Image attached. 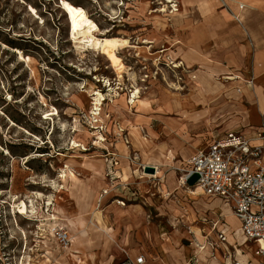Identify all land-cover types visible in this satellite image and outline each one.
Returning <instances> with one entry per match:
<instances>
[{"label": "rangeland", "instance_id": "1", "mask_svg": "<svg viewBox=\"0 0 264 264\" xmlns=\"http://www.w3.org/2000/svg\"><path fill=\"white\" fill-rule=\"evenodd\" d=\"M59 1L0 0V264H42L41 257L46 249L37 227L46 216L42 213V209L46 210L44 198L50 195L59 200L63 211L58 223L63 221L65 226L62 231L69 238L78 234L84 225H89L88 214L95 212V207L100 204L97 201L102 200L98 199L100 195L106 198L97 212L124 198L126 205L123 210L139 206L142 216L140 220L132 221L134 227L143 221L148 245L154 238H160V234L167 233L179 243L180 248L190 249L187 255L181 256L187 263L205 264V260L221 258L235 264V250L228 241L222 248L214 245L221 227L229 226L227 215L233 216L232 211L217 198L190 195L179 189L175 171L183 169L185 160L192 153L221 136V124L225 117L230 116L229 97L226 92L219 94V98L214 97L212 110L216 115L222 114V119L218 121L217 118L210 125L197 121L199 126L195 131L185 127L170 129L167 124L179 121L180 117L175 112L164 111L160 98L166 84L179 83L183 88L185 77L194 76L198 77V84L200 78H210L209 90L212 93L217 84L231 86L229 84L236 81L223 80L228 74H234L232 78L241 74L243 81L239 86L245 92V83L252 78L251 71L227 69L226 64L221 63L219 52L222 43L230 38L226 28L222 30L212 18L223 13L221 2L232 1V6L236 8L237 0H215L217 5L206 15H202L197 8V0L190 4L188 0H169L172 4H167L168 0H67L81 7L102 32H108L107 36L126 39L133 47L119 55L125 67L121 79L117 78L100 52L76 50L67 36V21L59 8ZM173 4L179 5L181 11L189 10L186 13L188 17L182 22L185 28L182 27L179 34L171 27L172 9L169 7ZM163 6L166 13H159ZM155 18L160 22L156 24ZM190 29L195 34L192 47L188 41L189 33H186ZM174 41L181 43L173 46ZM223 48L228 49L226 45ZM139 50H146L149 56H154L144 57ZM16 51L20 52L24 61L18 59ZM234 55L229 54L230 57ZM155 56H159L157 66L152 60ZM181 60L191 69L171 68L170 63ZM209 60L213 64H208ZM99 79L108 81L110 88H100ZM135 86L141 90L142 97L154 92V100L159 107L153 106L141 112L131 109L130 113L137 117L134 131L138 136H154L170 145L168 157L161 160L158 166L157 180L142 177L140 165L145 162L140 151L132 145L130 125L117 119L109 102L112 100L113 105L121 107L123 99L133 92ZM96 91H101L106 100L100 115V131L92 128L94 123L90 115ZM245 104V108L252 111L253 104ZM118 129L124 131L121 136L129 142L132 154L138 155L136 160L131 156L133 165L122 159L113 147L118 143ZM93 134L104 137L105 149L93 146L96 142ZM73 142L80 148L73 149ZM143 149L149 153L152 147L143 144ZM88 161L97 172L107 175L105 180L85 170L83 164ZM66 164L92 195L89 207L85 208L82 194L71 197L65 191V187L71 188L68 178L66 183L58 179ZM152 173L155 174V171ZM197 179L196 175L191 176L188 185H194ZM52 182L60 187L58 193ZM37 194L43 198L36 199ZM23 205L28 208L33 205L35 214L30 218L18 215ZM52 209H48L49 213ZM105 213L108 212H103L106 216ZM120 215L115 213L112 216L117 224L127 219ZM97 218L101 224L100 216ZM20 230L25 232L26 241ZM112 235L116 242L115 235ZM84 236L81 233L83 239ZM196 237L202 238L198 244L204 247L198 254L200 261L196 254L193 255L191 247ZM50 242L51 251L57 249L56 245L61 246L60 249H68L70 245L68 243L64 247L57 241ZM81 242V245L85 244ZM244 246L240 248L242 256L247 257L251 264L254 260L251 245L246 242ZM111 247L108 241L102 246L95 240L92 245L97 257L109 261L115 258ZM71 259L67 264H75Z\"/></svg>", "mask_w": 264, "mask_h": 264}, {"label": "bare ground", "instance_id": "2", "mask_svg": "<svg viewBox=\"0 0 264 264\" xmlns=\"http://www.w3.org/2000/svg\"><path fill=\"white\" fill-rule=\"evenodd\" d=\"M195 0H188V3H193ZM220 1V0H218ZM167 4H172V1H167ZM179 3V2H177ZM220 3V2H219ZM223 4L224 10L223 14L226 17H233L236 21L242 22L241 16L237 17L236 9L238 7L232 6V1L230 2H221ZM229 4V6H228ZM197 8L200 10L202 15H206L209 11L213 10V7L217 5L215 0H197ZM59 8L63 15L66 18L67 21V36L69 37V40H71L76 50L78 51H84L86 49H90L93 51H98L105 57L107 62L109 63V67L113 70V72L116 74L118 79H121V74L124 72L125 67L122 63V60L120 59V54L125 49L133 48L129 45L128 41L123 38H114L111 36H107L108 32H102L98 26L90 20L87 13L79 6H75L72 3H70L67 0H60L59 1ZM171 27L172 30L177 32L178 34L182 32V22L184 19L188 17L189 10L187 11H181L179 5L173 4L171 7ZM241 8V6H240ZM159 13H166L165 6L159 9ZM185 12V13H184ZM154 22L157 24L160 22L159 19L155 18ZM185 27H183L184 29ZM184 31V30H183ZM192 30H187L186 33H190ZM191 37V36H190ZM188 38L190 41L189 45L192 47L193 45V39ZM173 46L176 44H180L181 41H174ZM136 49V48H134ZM18 55V59L20 61H24V58L21 56L20 52L16 51ZM139 53L142 54L144 57H153L149 56L148 52L146 50L140 51ZM158 57L155 56L153 60V65L157 66L159 65ZM172 69H180L183 67L184 71L191 69L190 67H186L183 60L179 61L178 63H170ZM232 76L234 74H228V76H225L223 80L229 81L232 79ZM198 79L197 76L194 77H185V81L183 82L184 87L179 83H168L165 85V90L163 91V94L160 98V102H162V107L164 111L169 112H175L179 114L180 120L175 122L168 123V127L170 129H176L177 127L184 128L186 130H192L195 131L198 129V122L201 121L204 122L203 125H210L211 123H215L216 119L218 118V121L222 119L221 114L216 115V113L212 110L211 104L216 100L213 98L218 97L219 94L227 93V96L238 98L240 94V89L233 88L231 86H221L219 84L216 85L214 92L211 93V90H209L210 87V78L207 76L200 78V81L198 84L196 80ZM235 79H237L240 82L243 81L242 77L240 75L235 74ZM100 84V88H110V83L106 81L105 79H99L97 81ZM135 82V81H134ZM245 85H251V81H248L245 83ZM246 87V86H245ZM110 91L112 89H109ZM114 92V91H113ZM183 93H187L185 96H182ZM141 90L136 88V86L133 89V92L125 97L123 99V105L121 107L117 105H113V101L109 100L111 104V109L116 114V117L118 120L125 122L127 121L130 125V128L132 130L131 132V142L133 147L138 149L137 151H140V155L145 163L140 165V173L142 177H148L149 180H157L158 177V166L161 164V160H164L169 155L170 145L167 142H161L158 141L154 136H145L141 137L138 136V134L134 131L136 125L135 121L137 119L136 116H133L130 112L131 109L137 110V112L141 111H148L153 106L159 107L158 102L154 100L155 93L149 92L146 94V96H141ZM247 98L251 99L252 94L247 93ZM94 103H93V110L91 112L92 116V123H94V126L92 127L94 130L100 131L101 127L99 126L100 122H102L100 115L103 107V103L106 101L101 91H96L93 95ZM112 97V96H110ZM219 98V97H218ZM220 117V118H219ZM233 122L229 121L225 127L224 130H227L232 127ZM124 131L122 129H118L116 131L118 138V143H116L113 147L115 148V151L118 152L119 156L128 161V163L133 165L134 159L138 158V155L132 154L130 151V147H128L129 142L125 141L121 133ZM93 137H96V142L93 144L96 148H103L105 139L100 134H93ZM143 144H148L152 147L151 151L149 153L145 152L143 149ZM73 149L80 148L79 145H77L75 142L72 144ZM82 151H85L84 148H82ZM131 156L134 157V159L131 158ZM30 157L26 158L28 161ZM74 158V157H72ZM87 160V159H86ZM89 160V159H88ZM91 161H88L87 163L83 164V167L87 172H91L93 175H100L103 180H105L107 175L100 174L97 172V170L93 167V165L90 163ZM150 167L155 171V174L153 173H147L146 168ZM178 174V172L183 174V170L176 169L175 170ZM62 174L58 177V179H62L65 182V179L68 178L71 182V188L68 189V187H65V191L69 193V195L72 197L74 195H81L83 197V201L85 202L86 206L85 208L89 207L92 202V195H89L90 192L85 188V184L80 182L75 174L69 170L68 165H65V169L60 171ZM90 176V175H89ZM66 183V182H65ZM53 188L58 193L60 187L56 186V182L51 183ZM179 189L185 190L190 195H197L199 190H195V188H189L185 189L181 184L178 186ZM107 194V193H106ZM37 198H43L41 194L36 195ZM169 196V195H168ZM45 202H43L44 208H46L45 211L42 209V213L45 216L40 221V225L37 227L39 238L44 240L42 242L45 244V251L42 254L43 262L42 264H63V254H61L62 251H67L69 255H71L73 258L77 259L74 253H79L76 248V238L78 235H74L70 237L69 248H61V246L56 245L55 250L51 251L49 249L50 244L48 242L50 241H57L58 242V236L57 232L61 231L65 224L59 222V215L62 214L63 211L61 208L59 200H55L53 195L45 197ZM101 200H99V203ZM98 204V201H97ZM101 204V203H100ZM121 204L119 201H114L112 204V207H116V205ZM53 207L52 211L49 213V208ZM139 207L134 206L132 208H127V214L131 218H135L136 214L138 213V216H142L141 211L138 209ZM30 209V210H28ZM99 209V205L95 207V212H97ZM93 211V215L97 217H101L102 212L95 213ZM18 215L30 218L32 217L34 212L33 205L28 208L26 205H23L21 209L17 212ZM227 222H228V228L224 229L225 232L222 233L224 236L226 235V240L228 243L233 246L235 250V256L236 259L234 260L235 264H250L247 260L248 258L245 256H242V251L240 248L246 247L244 246V241L241 239V234L238 229V225L236 222V219L234 216H231L230 214L227 215ZM58 223V224H57ZM88 226L83 228V232L85 234L84 238H86L90 245L93 244V240H97L98 238H106L110 241H112L111 235L107 232V229L103 226H96L94 220H90L88 222ZM20 234L26 241V234L24 231L20 230ZM222 231V232H223ZM198 235V234H197ZM197 238V237H196ZM200 241H202V238H197L194 243L193 247L196 248L197 253L202 251L203 247H201V244H198ZM51 243V242H50ZM59 243V242H58ZM91 247L88 246L87 249H90ZM62 250V251H61ZM91 251V250H90ZM199 254V253H198ZM92 255V254H91ZM202 258V256H201ZM30 261L28 260V263ZM207 264H232L229 259H225L224 262H221L215 258H211L209 260H205V263ZM77 264H85L84 261L79 260ZM251 264H257L256 260H253Z\"/></svg>", "mask_w": 264, "mask_h": 264}, {"label": "crops", "instance_id": "3", "mask_svg": "<svg viewBox=\"0 0 264 264\" xmlns=\"http://www.w3.org/2000/svg\"><path fill=\"white\" fill-rule=\"evenodd\" d=\"M236 3L238 7L236 9V14L237 17L241 16L242 22H239L238 20L236 21L233 17H226L223 13L218 14L216 16H212V18H215L213 20L220 24L222 30L226 28V31L228 32V37L230 38L228 42L222 43V46L220 45L222 49L219 52V57H221V63L226 64L227 69H236L240 71L249 70L251 71L252 78L251 85H245L246 87L244 86L245 92L240 89V83L237 79L235 82L229 84L233 88L235 87L240 89L241 95L238 98L227 96L229 97V101L231 103L229 106L230 116L227 119L226 117L224 118L225 120L221 124L222 134L217 139L222 138L229 132H239L242 133L245 137L251 138L254 137L256 132H258L262 125H264V0H237ZM190 36L192 37V39L195 37V34H193V30L189 33V37ZM213 37L215 38L216 36ZM225 45L228 49L223 48ZM233 53H235V55L230 57L229 54ZM226 54L227 57L225 56ZM209 63L213 64L211 60H209L208 64ZM238 75L243 77L241 74ZM248 92L252 94L251 99L247 98L246 94ZM245 103L253 104L252 111L249 112L245 108ZM229 121L233 122L232 127L227 130H224ZM217 139H213L206 146H208L210 143ZM205 148L206 147H204L203 149ZM196 152L192 153L185 160L184 167L182 169L183 172L187 169V161ZM179 185L180 184L177 180V186ZM191 186L193 185H188V180L186 182V185H183L185 189ZM197 195L200 194L197 193ZM99 198L102 199L100 202L102 203L106 197L104 198L103 195H100L98 199ZM121 199H123L120 200L121 204L116 205V207H112V202L109 206L104 209V211H101V224L98 223V218L96 219V216L93 215V212L88 214L87 218V222H89L91 219L94 220L96 226H103L111 235L112 241L106 238H98L96 241H99L100 245L102 246L105 241L111 242V251L113 252L115 257L114 260L119 262L125 259L126 257L133 259L135 257L142 256L145 259L144 264H190V262L187 263L185 258L181 259V256L187 255L190 249L185 247L180 248L179 243L175 242L171 236H167V233L160 234V238H154L153 242H150L148 245L147 230L145 224L141 220L139 225L137 227H134V223L132 221V219H136L138 221L141 217L138 216L137 213L135 218H131L127 214L128 207L124 208L123 210V207H125L126 205V199ZM100 206L101 205L99 204V208ZM136 206L139 207L138 205ZM225 206L230 209L226 203ZM103 212L108 213H105L107 214L105 216L103 215ZM115 213L118 215L122 213V215L120 216L122 218L126 217V221L117 224L118 221H115L114 217H112ZM83 220L86 221V218H84ZM237 225L239 229L238 222ZM227 228L228 227L223 225L221 227L222 230L219 231V233L225 234L223 230ZM81 233H84L82 227L81 231L78 232V234H75L78 235V237L76 238V248L79 253H74L77 259L69 255V253L63 254V264H67L68 260H70V257L72 258L71 260L75 262V264H77L79 260L84 261L85 264H113V258H111V261H109V259H101L100 256L97 257L95 253L96 249L92 248V245L94 244L95 240H93V244L90 245V241H88L86 238L83 239L81 237ZM112 233L115 235L116 242L113 240ZM241 239L246 243L242 235ZM204 240L206 239L204 238ZM81 241H84L85 244L81 245ZM113 244L115 245L114 248ZM84 246H86L85 250H83ZM88 246H90L92 249H87ZM191 247L194 250L193 255L196 254L198 256V253H202L201 251L197 253V250L193 247V244L191 245ZM222 247H224V245L220 246V248ZM82 253H86V256H82ZM251 254L254 260H256L257 264H259L257 258H255L253 255L252 247ZM198 260L200 261L199 256ZM219 261L224 262V260L221 258L219 259ZM118 262L114 261V264H117ZM205 264H207V262Z\"/></svg>", "mask_w": 264, "mask_h": 264}, {"label": "built area", "instance_id": "4", "mask_svg": "<svg viewBox=\"0 0 264 264\" xmlns=\"http://www.w3.org/2000/svg\"><path fill=\"white\" fill-rule=\"evenodd\" d=\"M186 166L183 174H177L178 183L186 185L196 175L197 182L187 189L195 188L202 196L226 203L239 224L241 235L251 245L254 257L259 264H264V125L251 138L239 132L227 133L197 151ZM57 236L64 247L70 242L62 230ZM216 242L217 247L224 245L226 235L219 233ZM144 263L145 259L139 256L126 257L117 264Z\"/></svg>", "mask_w": 264, "mask_h": 264}, {"label": "water", "instance_id": "5", "mask_svg": "<svg viewBox=\"0 0 264 264\" xmlns=\"http://www.w3.org/2000/svg\"><path fill=\"white\" fill-rule=\"evenodd\" d=\"M146 172H150V173H152V172H153V169H151V168H146Z\"/></svg>", "mask_w": 264, "mask_h": 264}]
</instances>
